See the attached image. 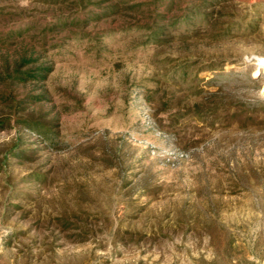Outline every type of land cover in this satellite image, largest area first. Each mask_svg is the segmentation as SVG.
Listing matches in <instances>:
<instances>
[{"label":"rangeland","instance_id":"rangeland-1","mask_svg":"<svg viewBox=\"0 0 264 264\" xmlns=\"http://www.w3.org/2000/svg\"><path fill=\"white\" fill-rule=\"evenodd\" d=\"M51 1L0 0V66L24 49L49 68L0 102V264H264V0H220L225 30L160 50L112 18L42 45L68 13Z\"/></svg>","mask_w":264,"mask_h":264},{"label":"trees","instance_id":"trees-1","mask_svg":"<svg viewBox=\"0 0 264 264\" xmlns=\"http://www.w3.org/2000/svg\"><path fill=\"white\" fill-rule=\"evenodd\" d=\"M199 1V2H198ZM192 0V3H185L184 0H52L51 4L58 5L60 11L67 10L68 13L62 11L58 15V20L53 24H47L40 27L38 34L43 41L46 34L54 32L68 31L71 32L77 39L88 38L90 41H95L98 33H91L85 30L86 27L97 23L106 18L120 19L123 22L121 33L136 34L135 47L153 48V50H160L168 46L174 39L180 40V43L186 44L188 39L196 36L201 29L211 30H225L221 28V23L213 17L214 3L220 0ZM92 8L94 11H87ZM2 9H0V13ZM24 26V25H23ZM15 32H10L6 36V40L24 38L33 31L34 28L39 27L38 24L27 23ZM180 32L175 33V31ZM226 32V31H225ZM130 33V34H131ZM214 39L224 37L221 33H213L211 35ZM5 40V41H6ZM99 41V40H98ZM26 51L22 49L18 61H14L10 65L4 60L0 66V85L10 89L8 93H0V102H10L12 98V87L18 84H25L31 80L41 82L45 75L49 72L48 67L39 66L34 71L24 69L32 62H36L28 57ZM192 63H181L176 65L174 69L175 80L184 83L194 81L196 77V70L192 71ZM254 82V79L248 78ZM225 86L221 87L223 89ZM187 88V87H186ZM190 94L196 96L202 93L201 89L195 87L190 83ZM30 98L38 103L43 98ZM17 104V103H16ZM16 109L17 106L15 105ZM215 108H207L206 112L213 113ZM24 125L28 126L31 131L43 137L50 143L53 141L54 133L47 127L46 124L26 119L23 121ZM5 121H0V127L4 126Z\"/></svg>","mask_w":264,"mask_h":264}]
</instances>
